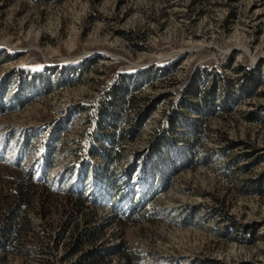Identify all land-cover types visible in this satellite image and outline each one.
<instances>
[{"label":"rangeland","instance_id":"374dc122","mask_svg":"<svg viewBox=\"0 0 264 264\" xmlns=\"http://www.w3.org/2000/svg\"><path fill=\"white\" fill-rule=\"evenodd\" d=\"M139 121L106 169L103 148ZM188 124L205 128L194 155ZM28 170L32 228L0 264H76L87 227L100 264H128L122 244L139 264H264V0H0V218ZM133 202L143 221L118 216Z\"/></svg>","mask_w":264,"mask_h":264},{"label":"trees","instance_id":"16d2710c","mask_svg":"<svg viewBox=\"0 0 264 264\" xmlns=\"http://www.w3.org/2000/svg\"><path fill=\"white\" fill-rule=\"evenodd\" d=\"M61 1V0H54ZM199 78V77H198ZM118 82V81H117ZM115 82V84H117ZM114 84V85H115ZM195 85H191L188 88V91L194 90ZM119 88L115 87L112 89V92H119ZM107 103H102V111L108 109V106L105 105ZM189 108H196L198 104H185ZM205 107V106H203ZM226 104L224 108H226ZM228 109V108H226ZM150 110H148L149 113ZM209 112V111H208ZM207 111L204 110L201 112L204 116L208 115ZM171 116V115H170ZM171 126L176 125V118L171 116L170 118ZM113 123L114 120L112 119ZM139 121L136 124H133L129 129H126L123 135H119L118 137L112 136L109 140V143L102 150V157L106 163V169H110V167L116 166L118 162H122L124 160L123 144L126 143L127 140L133 139L140 128ZM114 125V124H113ZM187 138L186 141L188 143V153L190 155H194L193 153L200 147V145L205 140V128L204 124H188L187 126ZM92 150V148H91ZM54 151L50 148L45 154V173L49 172V170L54 165L53 155ZM193 158H188L183 161L186 163L189 162ZM175 171L174 166L169 168H165L164 174L162 176L161 184L162 187H166L168 185L169 179L172 176V173ZM13 178V190L11 192V201L9 207L4 211L0 218L1 223V231L2 235L0 236V254L3 256L7 255H20L25 250V246L27 244V234L29 229L32 228V221L30 218V209L32 207L31 204V190L34 189L38 184L37 180L33 177L31 170L24 171L23 173L15 174ZM110 183L107 184V190L109 192V196L107 198L106 205L112 210H116V203L120 201L123 194L118 188V182L114 180L113 175H109ZM69 192L74 193L75 189L71 187ZM79 191V190H78ZM80 192H82L80 190ZM155 195L154 192L149 193V199H151ZM84 199H90V196H83ZM144 202V199H143ZM143 203L136 204L133 202L130 206H126L123 209L119 210L118 216L123 220H135V221H143L145 219L144 216ZM84 219L88 224L97 223L98 212L97 210L91 208L86 209L83 213ZM100 231L99 227H87L78 232L73 240V245L71 247V253L78 252L79 258L76 264H100L105 257L108 255V249L105 247H93L87 248L85 247L88 243L93 242ZM119 251L122 253L126 262L128 264H139V256L134 254L130 249L122 244L119 246Z\"/></svg>","mask_w":264,"mask_h":264}]
</instances>
